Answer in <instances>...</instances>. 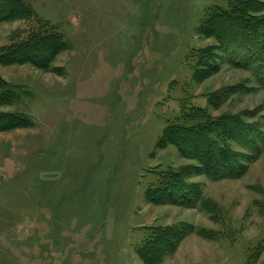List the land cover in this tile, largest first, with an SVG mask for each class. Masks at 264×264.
Listing matches in <instances>:
<instances>
[{"label": "rangeland", "instance_id": "1", "mask_svg": "<svg viewBox=\"0 0 264 264\" xmlns=\"http://www.w3.org/2000/svg\"><path fill=\"white\" fill-rule=\"evenodd\" d=\"M25 1L69 48L54 69L0 67L23 87L0 111L28 117L0 131V264H144L137 249L150 228L179 222L208 238L189 234L158 264H244L264 239V149L238 179L188 178L221 208L215 221L145 197L165 170L196 164L157 146L181 115L204 108L264 132V71L232 64L196 30L228 0ZM25 24L1 22L0 43ZM206 46L218 69L195 81L193 56Z\"/></svg>", "mask_w": 264, "mask_h": 264}, {"label": "trees", "instance_id": "2", "mask_svg": "<svg viewBox=\"0 0 264 264\" xmlns=\"http://www.w3.org/2000/svg\"><path fill=\"white\" fill-rule=\"evenodd\" d=\"M262 12L263 0H228L225 6L206 8L196 30L200 35L215 38L232 64L255 65L256 70L262 72L264 59L260 42L264 40V16H259ZM16 20L26 24L10 33L7 44L0 45V65L53 68L56 57L69 48L63 34L39 18L25 0H0V23ZM215 50L214 46H206L196 51L193 56L195 81L205 79L218 69L212 61ZM21 89V85L10 83L0 75V106L13 104ZM219 102L212 105L217 106ZM188 114L164 128L157 146L174 145L182 157L196 164L165 170L155 185L148 186L145 197L155 205L199 209L215 221L221 208L204 196L199 183L188 182V178L202 175L210 181H218L242 177L264 149V132L235 115L212 117L204 108ZM27 119L18 112L0 111V131L26 126ZM230 143L237 144L244 152L234 150ZM203 231L209 230L184 222L152 227L137 249V255L144 264H158L189 234L208 238ZM244 264H264V239L248 253Z\"/></svg>", "mask_w": 264, "mask_h": 264}, {"label": "crops", "instance_id": "3", "mask_svg": "<svg viewBox=\"0 0 264 264\" xmlns=\"http://www.w3.org/2000/svg\"><path fill=\"white\" fill-rule=\"evenodd\" d=\"M15 30V29H14ZM12 32V31H11ZM10 32V33H11ZM10 34H8V36H9ZM8 36L6 37V38H4L5 40H6V43H0V45H5V44H7V42H8ZM5 40H2L3 42L5 41ZM3 65H0V67H2ZM2 77V76H1ZM3 78V77H2ZM7 81V80H6ZM8 82H10V81H8ZM10 83H12V82H10ZM16 84V83H15Z\"/></svg>", "mask_w": 264, "mask_h": 264}]
</instances>
